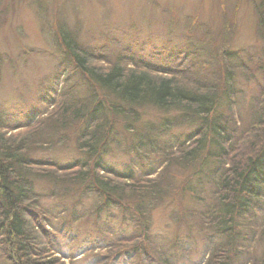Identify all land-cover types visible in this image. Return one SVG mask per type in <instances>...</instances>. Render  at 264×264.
Returning <instances> with one entry per match:
<instances>
[{
  "label": "trees",
  "instance_id": "16d2710c",
  "mask_svg": "<svg viewBox=\"0 0 264 264\" xmlns=\"http://www.w3.org/2000/svg\"><path fill=\"white\" fill-rule=\"evenodd\" d=\"M258 8L264 21V0ZM61 37L73 55L75 70L90 77L88 88L92 86V92L69 97L63 119L47 116L41 120V112L31 124H25L26 131L18 137L6 136V129L0 131V244L4 261L81 264L89 253L92 258L84 264H178L195 242L189 234L205 225L206 235L199 237L203 251L194 264H264V90L259 97L245 95L234 72L239 64L231 66V71L228 69L206 91L196 84L184 85V79L126 68L118 62L101 69L88 63L89 53L99 58L100 51L92 50L90 44L81 47L74 31ZM234 54L229 50L228 60ZM145 105L181 112L190 128L176 139L182 152L175 165L190 171L176 195L183 199L188 194L198 208L182 205L183 215L176 208L172 214L177 218V229L185 217L196 216L199 225L188 224L191 229L186 237L177 233L167 238L152 230L151 213L169 194L161 186L175 185L171 169L166 184H158L159 171L152 170L140 177L145 180L122 183V178L134 177L121 176L103 162L110 142L123 131L147 138L132 143L137 153L144 146L155 147L153 140L162 129L139 120L135 107ZM39 123H44V128H37ZM142 128L149 131L142 134ZM68 141L76 144L83 157L60 163L31 153ZM170 164L160 167L166 171ZM195 176L193 184L190 178ZM72 194L75 200L65 201ZM56 198L53 206L44 205V200ZM87 198H93L94 205L86 213L83 206ZM117 216L130 230L123 227L111 238L82 237L71 230L73 222L83 217L103 227ZM62 242L82 247L80 254L68 256ZM256 247L261 248L259 255L251 252ZM99 250L106 254L95 255Z\"/></svg>",
  "mask_w": 264,
  "mask_h": 264
},
{
  "label": "rangeland",
  "instance_id": "374dc122",
  "mask_svg": "<svg viewBox=\"0 0 264 264\" xmlns=\"http://www.w3.org/2000/svg\"><path fill=\"white\" fill-rule=\"evenodd\" d=\"M259 2L0 0V131L5 132L6 129V136L11 134L18 137L26 131L25 124H31L32 119L41 112V120L47 116L63 119L64 104H67L69 97H82L92 92L93 87L88 88L90 77L75 70L73 55L62 40L61 35L71 31L75 32L81 47L90 44L92 50L100 51L102 56L99 58L89 53L88 63L101 69L118 62L126 68L138 71L145 69L157 75L184 79L181 81L184 85L191 87L196 84L206 91L228 69L231 71V66L239 64L234 71L236 82L245 88L247 97H259L261 90H264V21L257 12ZM232 49L235 51L232 56L235 59L228 60L226 54ZM143 63H152L153 66L146 68ZM258 81H261V86ZM47 99L50 102L47 103ZM135 108L141 122L160 125L157 128L162 131L153 140L155 147L150 149L144 146L137 153L132 143L147 138L133 132L120 131L122 134H117L118 139L110 142L104 153V165L121 176L134 177L126 181L122 178V183L145 180L140 177L152 170L159 171L158 184H166L167 173L171 169L175 185L173 188L161 186L169 194L151 213L152 230L165 234L167 238L177 233L186 237L191 229L188 224L195 227L199 225L196 216L194 219L185 217L186 220L181 221L183 225L177 229V218L172 214L175 208L179 209L182 205L198 208V204L188 194L183 199L180 194L176 195L179 185L190 172L175 165L180 162L178 157L182 152L176 147V139L189 131L188 122L181 112L174 109H157L151 105ZM44 123L37 124V128H44ZM146 131L149 129L140 130L142 134ZM57 145L55 148L53 145L46 146L43 151L31 153L34 157H50L60 163L69 162L74 157H83L73 141ZM169 162L171 164L166 171L160 167H165ZM195 178L197 176L190 179L193 181ZM73 195L65 201H74ZM93 200L87 198L84 201V212L87 213L89 207L94 205ZM57 201L56 198L54 201L46 199L43 202L48 207ZM179 210V214L183 215L185 210ZM200 226L189 234L195 242L178 264H194L200 260L203 241L199 237L201 234L206 235L205 229H208L205 225ZM123 227L130 230V226L120 221L119 216L106 221L103 227L95 225L91 218L83 217L73 222L71 230L80 233L82 237L107 235L111 238V234ZM62 243V249L68 256H76L82 250V247ZM2 248L0 244V264H8L1 254ZM260 251L261 248L256 247L251 252L259 255ZM99 254L104 255L106 251L99 250L95 255ZM90 256L86 253L80 263H86L92 258Z\"/></svg>",
  "mask_w": 264,
  "mask_h": 264
}]
</instances>
